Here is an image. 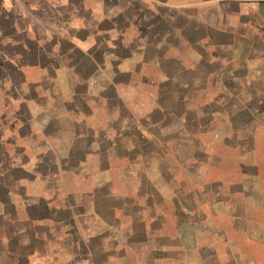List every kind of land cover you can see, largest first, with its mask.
Here are the masks:
<instances>
[{
  "label": "crops",
  "instance_id": "0c3cea01",
  "mask_svg": "<svg viewBox=\"0 0 264 264\" xmlns=\"http://www.w3.org/2000/svg\"><path fill=\"white\" fill-rule=\"evenodd\" d=\"M4 28L0 69L44 62L0 98V264H259L264 0H0Z\"/></svg>",
  "mask_w": 264,
  "mask_h": 264
},
{
  "label": "rangeland",
  "instance_id": "374dc122",
  "mask_svg": "<svg viewBox=\"0 0 264 264\" xmlns=\"http://www.w3.org/2000/svg\"><path fill=\"white\" fill-rule=\"evenodd\" d=\"M9 33V30L7 28L4 29H0V34L2 35H7ZM24 45H22V49H21V53H28L29 55L26 54H22V58L18 59V63L20 64L21 67L25 68L24 71H28L27 73L25 72L24 75L19 74L16 69L12 68V64L14 63V61L11 59H9L7 61L8 65H4V67L2 69H0V98L2 97V99H4L8 105H9V100L13 99V98H17L18 93L15 90L14 84L20 82L21 85L24 86V88H26L28 90V86L29 85H34V83L36 82H40V74L38 72H36L35 69H33L32 67L34 66H38L41 65L44 61L41 60H36L34 58V47L31 46L30 43H28L27 41H25L23 43ZM5 53H13L11 48H8L6 45H2V43H0V58L2 56V54L4 55ZM52 76V75H51ZM50 76V78H51ZM54 76H58L60 77V79L62 76L61 75H54ZM48 83V82H47ZM46 83V84H47ZM63 84H64V80H63ZM79 89V88H78ZM26 90V91H27ZM24 92V91H23ZM26 97L31 96V93H27L25 94ZM117 100L119 102V106H120V111L121 113L126 116V107L128 108L129 106V102L125 99L124 95H120L119 93L117 94ZM149 113L150 115L154 118L156 117V113L154 111H152L151 109H149ZM7 124V123H6ZM125 130L128 133H133L134 132V128L135 124L131 125V124H125ZM133 142L131 139L126 141V146L127 147H131ZM263 144V143H262ZM253 147L257 148V145H254ZM144 151H142V148L137 145L136 148H134V151L130 152V153H126V152H121L118 150V154L116 155V163H117V170L123 172V175H125L126 179H129L131 176L125 172H134V169L136 171V169H138L136 172L140 171V168H136V166L132 165H127L129 164H135L138 165L139 163H137L139 161V159L141 158L140 155L141 153H147V146L143 147ZM219 147H217L218 149ZM263 148V147H262ZM222 149V148H221ZM220 152V163H224L227 164L228 168H231L234 165V159H233V155L232 153H228L224 150H216ZM261 151V155L258 156L254 155L252 157V160H254L257 164V169L258 171L257 176H258V183H257V187L256 189H258L259 193H260V198L258 200H256L257 204L256 206L259 207L262 211V214H258V213H254L250 212L247 213L248 215L251 216V220L248 219L247 221H244L243 227L240 226L241 228L244 229H248V231H252V228L255 229H259V230H264V149H260ZM258 153V152H257ZM152 159V161L145 159L144 161L146 163H155V160ZM128 162V163H126ZM137 163V164H136ZM134 168V169H133ZM139 174V173H138ZM154 174V173H152ZM114 205H118L119 204L117 202L113 203ZM166 205L168 207H170V203H166ZM233 205H228L227 208H229L230 211L233 210ZM249 206H255L253 204H249ZM236 221H234V227H236ZM257 238L253 243H249L246 239V246H245V255L246 258H248L250 256V258H254L257 260V262H259V264H264V235H260V237H255ZM236 240V238H234ZM210 240L213 243H220L221 242V238L219 236H214L212 235L210 237ZM237 241V240H236Z\"/></svg>",
  "mask_w": 264,
  "mask_h": 264
}]
</instances>
